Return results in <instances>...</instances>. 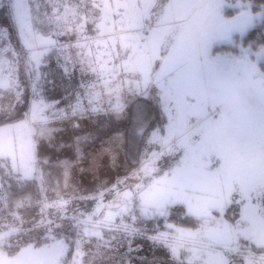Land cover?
<instances>
[{
  "label": "rangeland",
  "instance_id": "obj_1",
  "mask_svg": "<svg viewBox=\"0 0 264 264\" xmlns=\"http://www.w3.org/2000/svg\"><path fill=\"white\" fill-rule=\"evenodd\" d=\"M248 6L0 0V167L37 184L13 196L0 179V264H81L85 251L65 260L61 241L8 250L89 220L142 237L171 264H264V75L247 54H212L262 20ZM251 88L260 110L241 100ZM171 207L202 218L199 229L129 227ZM143 246H88V264L163 258Z\"/></svg>",
  "mask_w": 264,
  "mask_h": 264
},
{
  "label": "trees",
  "instance_id": "obj_2",
  "mask_svg": "<svg viewBox=\"0 0 264 264\" xmlns=\"http://www.w3.org/2000/svg\"><path fill=\"white\" fill-rule=\"evenodd\" d=\"M229 1L234 3L236 0ZM239 1H242L243 3L248 2L250 11L252 13L260 12L262 15V20H260L258 24L248 29L246 33L237 36L235 35L232 39V44H230L229 46H215L212 49V54L220 52L222 50H224L223 53H226V51L228 52L229 50L237 56L247 54L248 59L256 63L261 75H264V0ZM238 12L239 9L237 8H226L224 9L223 15H225L226 17H231L233 15H236V13ZM7 169L8 171H11V167H8ZM4 178L7 179L8 186L10 190L13 191V196H18L17 194H24V192L26 191H29L33 195L35 194V190L37 188L36 180L31 179L24 182V178L22 179L19 174H15L12 171L10 173H6V171L0 167V179L3 180ZM93 200H96V198H93ZM93 200H83L87 202V211L92 209L91 202ZM184 209L185 208L182 207L180 209H178V207H171V212L168 217L167 215H153L151 218H148L149 216L143 217L140 215V220H138V222L136 223L132 222L129 227L133 228V231L137 232L138 234L141 233V230L148 234H153L154 232L160 233L164 232V230H166L168 233H173L174 231H171V229H168L167 227V225H171V223H173L175 227H181L184 230H198L201 226L202 218L196 217L188 212L186 213V211L184 212ZM64 212L65 214L60 216L64 217L68 222L69 220L74 218V216H72V214L70 215L69 212ZM88 215H90V213H82V216ZM233 218L234 216L231 217V219ZM51 220L54 221L55 219L51 218ZM89 221L80 225H73V223L68 224L65 230H60V232L51 234L53 237H47L48 239H44V235H42L41 237L38 236L35 241L31 238L25 237V240L22 243L18 242L14 244V247L12 246V249L8 250V253L11 256L15 255L16 252L22 250L24 247L30 244H32L33 246L35 245L34 247H37L42 244H48L49 240L52 242L61 241L65 247V253L63 256L65 260H70V262L73 261V256H76V252H81V250H84V261L82 260L81 264H88L90 262L89 260L93 259L95 256V253H93L92 249L98 248L104 252L107 247L114 245L115 247H118L120 251H123V254H126L128 256L131 253H134V251H128L130 249L129 247L138 246L142 242L144 246L141 250L138 251L139 255H144L148 258L150 256L152 257V255H155L157 258H159V256L163 257L162 259H159L157 262H155L156 264L172 263L168 261L169 258H167V254H165L164 250L156 248L154 252H152L151 245L148 246V244L145 240H143L142 237L137 236L134 233H132L133 237H129L130 233L125 229L119 231L117 229H109L107 228L108 226H92ZM84 239H86L87 241H85ZM86 245L90 246V248L92 249L89 250L88 246ZM135 255L136 254H132L131 256L135 257V261L138 264H145L143 263V260L141 261ZM149 263L153 264L152 262Z\"/></svg>",
  "mask_w": 264,
  "mask_h": 264
},
{
  "label": "crops",
  "instance_id": "obj_3",
  "mask_svg": "<svg viewBox=\"0 0 264 264\" xmlns=\"http://www.w3.org/2000/svg\"><path fill=\"white\" fill-rule=\"evenodd\" d=\"M251 90H253L252 93H254V95H253V97L248 98V96L252 94V93L250 94ZM255 90H257V88L256 89L255 88H251L250 91H248L247 89H240V91H239L241 100H244L245 104H246V107L249 105V109L252 110V111H253V109L260 110L263 107V106L261 107V105H260V102H261V101H259L260 99L257 100L258 95H256V93L258 91L255 92ZM252 111H250V112H252Z\"/></svg>",
  "mask_w": 264,
  "mask_h": 264
},
{
  "label": "flooded vegetation",
  "instance_id": "obj_4",
  "mask_svg": "<svg viewBox=\"0 0 264 264\" xmlns=\"http://www.w3.org/2000/svg\"><path fill=\"white\" fill-rule=\"evenodd\" d=\"M6 50V48H5ZM7 63V62H6ZM11 63V62H10ZM2 62H0V77L2 76V74L6 71V69L3 68L2 66ZM8 73V72H7ZM8 87V82H1V79H0V88H3V89H7Z\"/></svg>",
  "mask_w": 264,
  "mask_h": 264
}]
</instances>
